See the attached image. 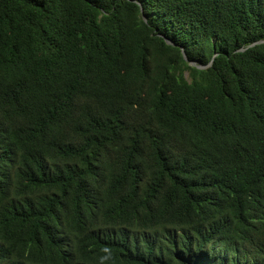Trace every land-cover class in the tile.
<instances>
[{
  "label": "trees",
  "instance_id": "1",
  "mask_svg": "<svg viewBox=\"0 0 264 264\" xmlns=\"http://www.w3.org/2000/svg\"><path fill=\"white\" fill-rule=\"evenodd\" d=\"M261 39L264 0H0V264H264Z\"/></svg>",
  "mask_w": 264,
  "mask_h": 264
},
{
  "label": "water",
  "instance_id": "2",
  "mask_svg": "<svg viewBox=\"0 0 264 264\" xmlns=\"http://www.w3.org/2000/svg\"><path fill=\"white\" fill-rule=\"evenodd\" d=\"M261 41H264V39H261V40H259V41H257V42H261ZM194 64H195V62H193ZM199 66H201V67H204L205 65H199Z\"/></svg>",
  "mask_w": 264,
  "mask_h": 264
}]
</instances>
